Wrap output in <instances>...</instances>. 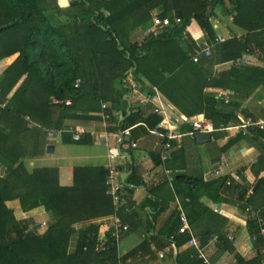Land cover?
Instances as JSON below:
<instances>
[{
  "label": "trees",
  "instance_id": "obj_1",
  "mask_svg": "<svg viewBox=\"0 0 264 264\" xmlns=\"http://www.w3.org/2000/svg\"><path fill=\"white\" fill-rule=\"evenodd\" d=\"M228 1L235 12L233 24L245 36L214 45L211 57H205L187 29L195 21L212 42L215 33L209 19L214 8L223 6L222 0H74L67 8L59 7L57 0H0V61L16 56L0 74V104L5 103L0 105V167L5 168V175H0V264H121L136 251L119 259L117 242L106 251H96L98 226L93 224L78 232L77 245L69 251L74 224L107 216L113 210L106 195L105 169L75 167L72 185L62 187L55 168L28 170L22 159L37 155L45 129H60L65 112L74 109L78 101H83L87 110L99 102L110 105L104 110L107 130L116 136L130 131L120 146L130 145L126 138L133 142L140 131L149 133L156 128L161 117L151 113V107L136 106L120 124L117 115L113 116L117 104L132 92L126 81L129 74L136 85H144L147 91L156 88L188 117L203 114L217 130L237 124L236 112L243 100L256 88H264V0ZM155 9H159L156 17L171 20L167 32L131 41L130 31L150 21ZM49 14L64 17L66 23L53 24ZM174 17L181 23L174 24ZM253 46L261 52V67L234 64L226 71L214 72L216 65L240 59L242 54L251 53ZM76 79H80L78 88H74ZM207 88L229 90L232 99L225 104L218 94L204 93ZM53 99H69L71 105H55ZM26 117L31 127H27ZM249 134L261 140L259 165L264 160V130H250ZM241 137L237 135L221 151ZM130 146L124 151L130 155L131 164L123 188L146 186L153 195L154 188L146 185L135 167L134 147ZM118 172L121 174L122 169ZM181 178L177 176L179 181ZM192 184L196 195L215 185L202 180ZM220 188L247 214L246 227L254 247L263 248L264 235L250 217L248 187L238 182L226 186L224 180ZM257 189L264 190V178L256 181L252 193ZM213 200L220 202L218 195ZM12 201L18 202L23 213L42 208L47 217L45 230H30L28 221L15 217L8 205ZM118 214L125 222L123 212ZM260 216L264 228V211ZM176 220L175 232L166 239L167 245L179 248L188 237L178 233V214ZM225 248L233 251L236 264H245L231 245L225 244ZM186 259L189 264H204L195 250L189 251ZM176 264L188 263L177 255Z\"/></svg>",
  "mask_w": 264,
  "mask_h": 264
},
{
  "label": "crops",
  "instance_id": "obj_2",
  "mask_svg": "<svg viewBox=\"0 0 264 264\" xmlns=\"http://www.w3.org/2000/svg\"><path fill=\"white\" fill-rule=\"evenodd\" d=\"M72 1L74 0H57V3L59 7L67 8ZM222 1L223 6L214 8L213 15L209 19L215 37H226L228 35L244 37L245 33L233 24L235 12L232 10L231 3L228 0ZM158 11L159 9H155L151 12L152 18L156 16ZM48 18L55 25L66 23L64 17L54 14H49ZM151 27L152 19L130 31L128 37L131 41H140L147 36V32ZM187 32L199 45L204 32L201 31L195 21H192ZM254 48L259 51L261 58L260 50L255 46L252 47V50ZM15 57L12 56L0 61V74L12 63ZM260 58L257 62L248 65L261 67L263 62ZM236 61L231 62H235L234 64L237 65ZM230 66V62L218 64L214 67V72L226 71ZM128 76L133 79L131 74ZM225 91L230 93V101L232 92ZM148 92L144 85H135V90L133 89L128 96L125 95L123 101L117 104L116 112H112L113 116L116 114L119 118V114L122 113L125 120L129 112L138 105L142 108H150V105H141L142 97ZM221 92H224V90L216 88L204 90V93L209 94ZM104 104L107 108L110 107L108 103L99 102L92 110H87L83 108L86 107L85 103L78 101L74 109L65 112L66 118L60 129L83 131L81 140L74 141L71 135L66 134L60 141H54L53 144L51 143L53 140L46 137V131L58 129H45V134L42 135V138L40 137L41 142L37 144V155L22 159L26 169L55 168L58 172V184L62 187H70L73 182L72 174L75 167H99L107 171L108 166L115 163L118 169H122L123 173L128 165L123 154L132 145L130 147H134L135 167H137L138 173L146 185L154 189L152 191L153 195L148 194L146 186L124 190L128 203L134 206V210L130 214L123 213L122 218L129 226V230L116 241L117 256L120 259L131 251H136L121 264H176L177 255H181V258L185 259V263L189 264L190 261L186 259V256L189 251L195 250L194 248L189 247L187 243L179 248H176L174 244L167 245V235L174 233L173 226H177L178 205L185 212L189 228L204 247L208 264H236L233 251L226 250L225 244L231 245L245 264H264V247H254V240L248 234L246 227L247 214L238 209L234 198L224 196V191L220 188L227 178L239 176L240 183H244L249 189V209L251 211H264V190L257 189L252 193L256 181L264 178V160L258 165V159L262 156L261 140L248 133L242 135L243 137L232 143L225 152H222L221 147L235 137L226 139L228 132L217 131L211 134L209 142L198 143L195 136L191 137L188 134L190 132L189 125L179 120L181 115H186L180 113L167 102L170 121L168 123L162 121L160 128L162 126L170 127L181 132L182 138L179 145L170 153L169 160L164 164H160L157 151L154 149V144L158 139L155 135L140 131L135 141L131 142L129 139V146L128 144L122 146L117 144L115 132L107 130L108 123L104 119L105 112L102 109ZM236 113L239 116L238 118L241 117V119L251 117L264 120V88H256L249 98L243 100L240 111L238 110ZM104 133L108 135L109 146L118 147L120 150V156L113 161L108 158L107 148L103 146L100 139ZM49 146L53 148L52 153L46 152V148ZM221 157L226 159V167L221 175L217 177L208 176V179L203 181V176L210 171L213 165L218 163ZM165 169L172 172L169 178L164 175ZM0 175H5V168L0 167ZM177 176L182 177L180 181ZM195 180H202L203 183H214L215 185L207 191H203L200 195H196L192 192L195 187V184L192 183ZM217 195L220 199L218 203L213 200ZM8 205L14 209L16 217L17 214L20 216V219L32 216L41 220L36 222V226L40 225L38 231L43 232L44 229H41L42 224L45 226L46 221L40 218L46 214L42 208L23 213L18 202L12 201ZM199 206L207 209V211H203ZM113 211L107 216L74 224V235L69 243V251H74L77 245L78 232L89 225L98 226V236L108 234L109 216L113 214ZM179 226L180 223L178 228ZM218 236H220L219 240H217ZM212 237H216V241L208 244V240ZM141 244L143 246L138 248ZM171 252L173 256H171ZM257 255L261 256L260 259L256 257ZM190 264L194 263L191 262Z\"/></svg>",
  "mask_w": 264,
  "mask_h": 264
},
{
  "label": "built area",
  "instance_id": "obj_3",
  "mask_svg": "<svg viewBox=\"0 0 264 264\" xmlns=\"http://www.w3.org/2000/svg\"><path fill=\"white\" fill-rule=\"evenodd\" d=\"M174 24H180L181 19L178 17L173 18ZM172 24L171 20L168 18L160 19L156 16L152 18V27L147 32V35H151L154 37H158L161 35H164L170 25ZM239 39L240 37H234L232 35H228L226 37L222 36H216L212 42H210L207 38V34L204 32L203 37L200 40L199 47H200V54H203L205 57H211L212 55V48L214 45L224 43L231 39ZM251 57V59H250ZM260 58V53L257 49H253L252 53L248 54L245 53L242 55L241 59L236 61L237 65H248L251 63L257 62V60ZM261 60V58H260ZM235 63V62H234ZM234 63L230 62V65H233ZM127 84L132 88V90H135L136 83L133 79H131L129 76L126 78ZM80 84V80L76 79L74 83V88H78ZM218 96L224 100L225 103L229 102V96L230 93L227 91L218 93ZM52 103L55 105H64V106H70L71 101L65 100V101H59L56 99L52 100ZM5 103H1L0 105L3 106ZM141 105L147 106L150 105V112L154 113L161 117L162 121H167V123L170 121L169 117V110H168V104L163 99V97L160 95V93L156 90L154 87H150V91L145 94L142 97ZM107 106L104 104L102 105V109L105 110ZM107 116L104 115V119L107 120ZM27 127H31L32 123L30 122L29 118L26 117ZM180 121L187 123L190 127V132L188 133L191 137L196 136L197 134H213L217 131H225L228 132L226 135V139H230L233 137H236L237 135H246L249 133L250 130L259 129L264 130V120L259 119H253L251 117H244L241 119L239 118V122L234 125H227L226 127L217 130L214 128L212 123L208 121L203 115H198L195 117H187L184 115H181L179 118ZM160 123L157 125L156 128L152 130H148V132L152 135H155L158 139L154 144V149L157 151L158 156L160 158L161 163H166L170 158V153L172 150L179 145L182 134L181 132L175 131L174 129L170 127H161ZM145 126V124H142ZM160 130H163L164 133L160 132ZM128 130H125L124 132H120L117 135V144H121L122 138L125 136H128ZM64 134L71 135V138L74 141H80L81 135L83 134V131H65L63 129L58 130H48L46 131V137L51 140H56L57 142L62 139ZM233 134V135H232ZM101 141L103 143V146L107 148L108 158L112 161L120 156V150L118 147H110L109 146V138L106 133H104L101 136ZM226 167V159L224 157H221L218 163L213 165V167L210 169L209 172L206 173V175L203 176L202 180L205 181L208 179V176H220L223 169ZM118 167L115 163H111L107 168V177L105 180V187H106V195L110 198L112 207H113V214L109 216V228H108V234H103L97 236L95 248L96 251H106L111 246L115 244L116 241H118L119 237L127 232L129 230V226L127 223H125L120 215L119 212H123L124 214H130L134 210V206L128 203V200L124 193L123 184L121 181V174L118 172ZM171 171L165 169L164 175L166 177L171 176ZM232 182H238L240 183L239 176H231L230 178L226 179V186H230ZM178 211V220L180 223L178 233L188 236V242L187 245L189 247H192L195 249L197 253V258L201 259L205 264H208L207 256L204 253V247L200 244L198 239L194 236L192 230L189 228L187 218L185 215V212L183 211L182 207L178 205L177 208ZM251 219L255 220L256 223L260 226V235H264V228H262L263 221L260 216V211H251L250 212ZM42 227H44V224H42ZM216 241V237H212L208 240V244H212Z\"/></svg>",
  "mask_w": 264,
  "mask_h": 264
},
{
  "label": "water",
  "instance_id": "obj_4",
  "mask_svg": "<svg viewBox=\"0 0 264 264\" xmlns=\"http://www.w3.org/2000/svg\"><path fill=\"white\" fill-rule=\"evenodd\" d=\"M124 121V118H123V115L122 113L119 114V121L118 123L120 124L121 122ZM196 138V141L198 143H206V142H209L211 140V135L210 134H197L195 136ZM126 141L129 142V139L126 138ZM53 151V148L51 146L47 147L46 148V152L47 153H52ZM124 158H126L127 162H128V165L125 167L123 173H121V181L122 183L125 182L126 178L128 177L129 173H130V164H131V160H130V155L128 153H124L123 154ZM41 226L40 225H37L36 227H34L35 230H38Z\"/></svg>",
  "mask_w": 264,
  "mask_h": 264
},
{
  "label": "rangeland",
  "instance_id": "obj_5",
  "mask_svg": "<svg viewBox=\"0 0 264 264\" xmlns=\"http://www.w3.org/2000/svg\"><path fill=\"white\" fill-rule=\"evenodd\" d=\"M115 90H116V92L118 91L117 85H115ZM49 140H51V139H49ZM54 141L56 142V140H53L51 143L54 144ZM15 217H16V215H15ZM19 217H20V216H18V214H17V218H19ZM46 218H47L46 215H42L40 219H43V221H47ZM19 219H20V218H19ZM20 220L28 221V223H29V227H30V230H32V229L34 228V226H36V224H37L36 222L41 221V220H38L37 218H33L32 216H31V217H27V218H21ZM31 228H32V229H31ZM41 229H44V230H45V226L42 227ZM44 230H43V231H44ZM38 233H41V232H38Z\"/></svg>",
  "mask_w": 264,
  "mask_h": 264
}]
</instances>
